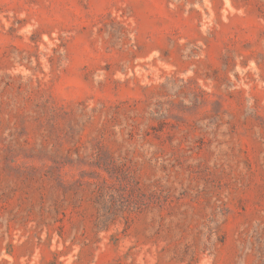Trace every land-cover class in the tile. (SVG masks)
Listing matches in <instances>:
<instances>
[{
	"label": "rangeland",
	"instance_id": "obj_1",
	"mask_svg": "<svg viewBox=\"0 0 264 264\" xmlns=\"http://www.w3.org/2000/svg\"><path fill=\"white\" fill-rule=\"evenodd\" d=\"M0 264H264V0H0Z\"/></svg>",
	"mask_w": 264,
	"mask_h": 264
}]
</instances>
